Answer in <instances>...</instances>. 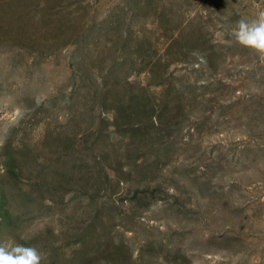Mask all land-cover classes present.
<instances>
[{
    "label": "rangeland",
    "instance_id": "374dc122",
    "mask_svg": "<svg viewBox=\"0 0 264 264\" xmlns=\"http://www.w3.org/2000/svg\"><path fill=\"white\" fill-rule=\"evenodd\" d=\"M261 11L0 0V239L42 264H264V61L229 34Z\"/></svg>",
    "mask_w": 264,
    "mask_h": 264
},
{
    "label": "clouds",
    "instance_id": "9594fccd",
    "mask_svg": "<svg viewBox=\"0 0 264 264\" xmlns=\"http://www.w3.org/2000/svg\"><path fill=\"white\" fill-rule=\"evenodd\" d=\"M229 34L236 43L251 49L264 61V11L254 18L241 15L229 29ZM4 130H7L6 126ZM44 258L45 254L35 246L0 239V264H42Z\"/></svg>",
    "mask_w": 264,
    "mask_h": 264
}]
</instances>
